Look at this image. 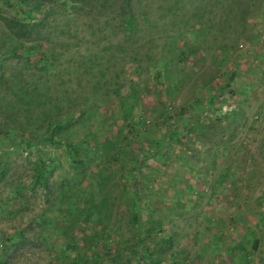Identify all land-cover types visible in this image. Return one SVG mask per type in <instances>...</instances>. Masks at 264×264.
<instances>
[{
    "label": "rangeland",
    "instance_id": "obj_1",
    "mask_svg": "<svg viewBox=\"0 0 264 264\" xmlns=\"http://www.w3.org/2000/svg\"><path fill=\"white\" fill-rule=\"evenodd\" d=\"M95 244L264 264V0H0V264Z\"/></svg>",
    "mask_w": 264,
    "mask_h": 264
},
{
    "label": "trees",
    "instance_id": "obj_2",
    "mask_svg": "<svg viewBox=\"0 0 264 264\" xmlns=\"http://www.w3.org/2000/svg\"><path fill=\"white\" fill-rule=\"evenodd\" d=\"M59 125L55 123L51 129L49 130L48 134L39 137L40 139H43L45 141H48L50 143H55L57 145H62L65 147L66 150L71 155L72 162L76 163L78 161V148L75 145H72L70 142H67L66 140H58L54 138V133L56 128ZM50 167V159L49 157H46L44 155H41L38 161V166L33 174V181L34 182H43L45 180V174L49 170ZM144 236L140 233V241H141V247L144 246ZM102 247H106L105 245H102ZM108 247V246H107ZM102 248L99 247L97 244L91 249V254L85 258V260L82 262V260H77L76 258H72L73 263H81V264H99V257L98 252H101ZM107 251V250H106Z\"/></svg>",
    "mask_w": 264,
    "mask_h": 264
}]
</instances>
